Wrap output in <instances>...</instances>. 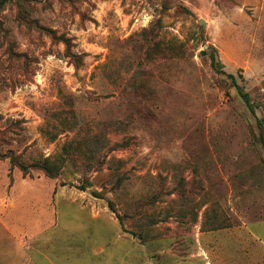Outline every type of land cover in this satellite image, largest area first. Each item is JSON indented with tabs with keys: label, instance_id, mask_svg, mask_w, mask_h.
Here are the masks:
<instances>
[{
	"label": "rangeland",
	"instance_id": "rangeland-1",
	"mask_svg": "<svg viewBox=\"0 0 264 264\" xmlns=\"http://www.w3.org/2000/svg\"><path fill=\"white\" fill-rule=\"evenodd\" d=\"M0 264H264V0H0Z\"/></svg>",
	"mask_w": 264,
	"mask_h": 264
},
{
	"label": "trees",
	"instance_id": "trees-1",
	"mask_svg": "<svg viewBox=\"0 0 264 264\" xmlns=\"http://www.w3.org/2000/svg\"><path fill=\"white\" fill-rule=\"evenodd\" d=\"M204 55H207L206 52H204ZM211 60H212V66L213 68L217 69L219 73L226 75L233 83V86L235 87V89L237 90L239 96L248 104L250 105V100H249V95L248 93L244 90V88L238 83L236 77L233 74H227L224 71V68L221 66V64L219 63V61H217L216 56L215 55H211ZM11 163L14 164V159L11 160ZM49 164L48 160L45 161V165L47 166ZM17 165V164H15ZM19 166L20 170L25 174V175H29V169L24 166V165H17ZM45 166V167H46ZM35 167L39 168L38 165H35ZM42 169V167H41ZM46 172L49 178H56V176L54 174H52L50 172V170H47L46 168H43Z\"/></svg>",
	"mask_w": 264,
	"mask_h": 264
},
{
	"label": "crops",
	"instance_id": "crops-1",
	"mask_svg": "<svg viewBox=\"0 0 264 264\" xmlns=\"http://www.w3.org/2000/svg\"><path fill=\"white\" fill-rule=\"evenodd\" d=\"M28 196L30 197V194H28ZM56 208H48V209H46L45 211L46 212H49L52 216H56V210H55ZM43 214V213H42ZM45 214V213H44ZM23 245V247H25L26 249H28V246L26 245V244H22ZM203 253H204V251H203ZM26 260V262H28V263H30V262H32L33 260L32 259H30V260H28V259H25Z\"/></svg>",
	"mask_w": 264,
	"mask_h": 264
},
{
	"label": "water",
	"instance_id": "water-1",
	"mask_svg": "<svg viewBox=\"0 0 264 264\" xmlns=\"http://www.w3.org/2000/svg\"><path fill=\"white\" fill-rule=\"evenodd\" d=\"M201 24H202V25H204V24H205V22H204L203 20H201Z\"/></svg>",
	"mask_w": 264,
	"mask_h": 264
}]
</instances>
